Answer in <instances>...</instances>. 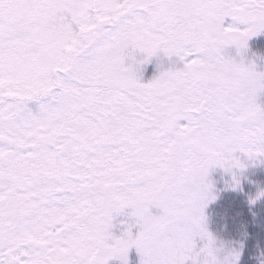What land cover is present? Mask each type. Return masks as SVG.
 <instances>
[{
    "label": "snow or ice",
    "instance_id": "6c2138e0",
    "mask_svg": "<svg viewBox=\"0 0 264 264\" xmlns=\"http://www.w3.org/2000/svg\"><path fill=\"white\" fill-rule=\"evenodd\" d=\"M261 33L264 0H0V264H238L205 209L264 163Z\"/></svg>",
    "mask_w": 264,
    "mask_h": 264
},
{
    "label": "trees",
    "instance_id": "16d2710c",
    "mask_svg": "<svg viewBox=\"0 0 264 264\" xmlns=\"http://www.w3.org/2000/svg\"><path fill=\"white\" fill-rule=\"evenodd\" d=\"M251 50L258 48L259 54L264 52V36L259 37ZM246 175H250L246 177ZM259 174L246 173L241 176L245 187L244 193L212 204L209 217L213 232L221 241L240 252L238 264H264V198L255 204L249 203L250 195L257 189L254 181H260ZM241 195V196H240ZM245 196V200L242 198Z\"/></svg>",
    "mask_w": 264,
    "mask_h": 264
},
{
    "label": "rangeland",
    "instance_id": "374dc122",
    "mask_svg": "<svg viewBox=\"0 0 264 264\" xmlns=\"http://www.w3.org/2000/svg\"><path fill=\"white\" fill-rule=\"evenodd\" d=\"M227 22H230V21H226V23ZM262 36H264V33H261L260 35L253 37L249 40V48H248L247 53H246V60L255 61L258 65V70H264V52H263V54H259V49L255 48V49L251 50V48H252L251 46L253 45V43L257 39H259V37H262ZM226 52L228 54L235 55V49L234 48H229L226 50ZM156 62H157L156 58H153L151 63L144 66V79L145 80L151 78L154 75V73L156 71V69H155ZM259 102L264 104V93L260 94ZM246 173L259 174L261 176L260 181H254V184H257V189L258 188H264V163L256 162L253 164V163L249 162L247 168L244 170L242 175H244ZM248 176H250V175H246V177H248ZM209 178L214 182L217 199L215 201L211 202L207 206V208L205 209V215L207 217V226H208L209 231H211L214 235H216L213 232V229H212L213 226L211 224V220L209 217L210 207L214 203L215 204L220 203V201H223L225 204H227L224 200H227V198L230 196L231 197H233V196L237 197V195L244 193L245 187L243 185L242 186L240 185V187L235 189V190L227 187L226 181H230L231 177L229 174L225 173L223 171V169H221L219 167H216L210 171V177ZM241 184H242V179H241ZM257 189H253L252 191L255 192ZM242 198L245 200V196H242ZM234 200L235 199L231 198L230 202H232ZM217 238L220 240L219 237H217ZM131 257L133 259L136 258V253L134 250L131 253Z\"/></svg>",
    "mask_w": 264,
    "mask_h": 264
},
{
    "label": "clouds",
    "instance_id": "9594fccd",
    "mask_svg": "<svg viewBox=\"0 0 264 264\" xmlns=\"http://www.w3.org/2000/svg\"><path fill=\"white\" fill-rule=\"evenodd\" d=\"M255 194V193H254ZM254 194H252V195H254Z\"/></svg>",
    "mask_w": 264,
    "mask_h": 264
}]
</instances>
